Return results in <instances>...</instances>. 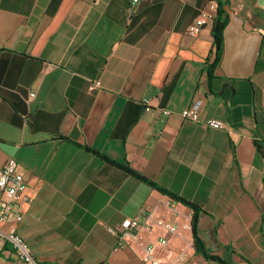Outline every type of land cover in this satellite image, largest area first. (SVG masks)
I'll list each match as a JSON object with an SVG mask.
<instances>
[{
	"label": "crops",
	"instance_id": "crops-1",
	"mask_svg": "<svg viewBox=\"0 0 264 264\" xmlns=\"http://www.w3.org/2000/svg\"><path fill=\"white\" fill-rule=\"evenodd\" d=\"M223 7L217 47V0H0V169L28 197L2 227L39 264H264V0ZM103 155L198 205L222 261L191 207Z\"/></svg>",
	"mask_w": 264,
	"mask_h": 264
},
{
	"label": "built area",
	"instance_id": "built-area-1",
	"mask_svg": "<svg viewBox=\"0 0 264 264\" xmlns=\"http://www.w3.org/2000/svg\"><path fill=\"white\" fill-rule=\"evenodd\" d=\"M140 1L142 0H132V4L135 5ZM206 16H208V14L204 12L195 18L188 25L187 33L195 35L201 31L203 24L206 22ZM95 84L98 85L99 82L97 81ZM31 95H33V93H31ZM163 112L165 114L169 113L167 110H163ZM181 115L183 118L198 121L199 107L196 103L191 104L181 111ZM203 122L213 128L225 127L224 122L217 118H207ZM25 187V179L18 168L17 161L14 158H8L4 166L0 169V246L6 240L10 241L17 258L20 260L18 264H39L28 243L16 233L13 228L4 229L2 227L3 224L11 223L12 221H20L22 219L21 202L28 199L23 193ZM138 227V218L134 217L124 219L119 225L110 227L109 230L113 233L126 235L129 234L132 229ZM172 229H174V227H172ZM161 241L163 243L165 242L164 239Z\"/></svg>",
	"mask_w": 264,
	"mask_h": 264
},
{
	"label": "trees",
	"instance_id": "trees-1",
	"mask_svg": "<svg viewBox=\"0 0 264 264\" xmlns=\"http://www.w3.org/2000/svg\"><path fill=\"white\" fill-rule=\"evenodd\" d=\"M226 0H217V9H216V14L214 16V23H213V35L215 37V41L217 44V47H220V43H221V39H222V29L226 20V13L224 10L223 5L225 4ZM105 159L109 160L111 163H114L116 165H118L119 167L123 168L125 171H127L128 173L132 174L133 176L149 183L151 186L159 189L162 192L165 193H169L173 198L182 201L184 204L188 205L189 207L192 208L193 213H192V218H191V224H192V232H193V236H194V243H195V248L198 252H200L201 254H203V256H205L206 258L209 259H218L220 261L221 258L210 254L207 250L206 247L203 243V240L201 239V237L199 236L198 233V227H197V222H198V217H199V212H200V208L198 207V205L191 203L173 193L167 192L165 189L158 187L154 182H152L151 180H148L147 178H145L144 176L140 175L139 173H137L136 171H134L133 169L130 168V166L128 164H123V163H119L115 160H111L109 158H107L106 156H102Z\"/></svg>",
	"mask_w": 264,
	"mask_h": 264
}]
</instances>
